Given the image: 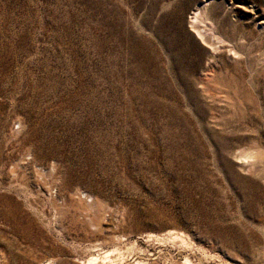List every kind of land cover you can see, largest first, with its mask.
Wrapping results in <instances>:
<instances>
[{
  "label": "rangeland",
  "instance_id": "1",
  "mask_svg": "<svg viewBox=\"0 0 264 264\" xmlns=\"http://www.w3.org/2000/svg\"><path fill=\"white\" fill-rule=\"evenodd\" d=\"M186 263L264 264V0H0V264Z\"/></svg>",
  "mask_w": 264,
  "mask_h": 264
},
{
  "label": "bare ground",
  "instance_id": "2",
  "mask_svg": "<svg viewBox=\"0 0 264 264\" xmlns=\"http://www.w3.org/2000/svg\"><path fill=\"white\" fill-rule=\"evenodd\" d=\"M110 256H111V253H106V252H105V253L103 254V256H102L101 258H99V259H100L102 262H104V263H105V262L111 263V261H110ZM90 261L92 262V261H97V260H95V259L92 260V259H91ZM90 261H89V262H90ZM93 263H94V262H93ZM113 263H114V262H113ZM186 264H187V263H186Z\"/></svg>",
  "mask_w": 264,
  "mask_h": 264
}]
</instances>
